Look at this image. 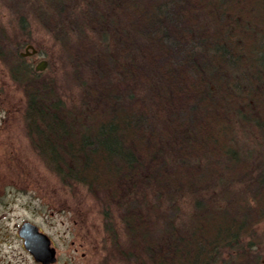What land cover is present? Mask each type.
Instances as JSON below:
<instances>
[{"label":"trees","instance_id":"trees-1","mask_svg":"<svg viewBox=\"0 0 264 264\" xmlns=\"http://www.w3.org/2000/svg\"><path fill=\"white\" fill-rule=\"evenodd\" d=\"M104 4L90 27L113 29L117 53L78 40L77 70L88 78L78 76L82 109L29 72L36 148L63 182L121 206L126 250L137 258L257 264L251 249L264 224V162L245 152L230 114L264 132V0ZM186 195L193 206L182 221Z\"/></svg>","mask_w":264,"mask_h":264},{"label":"rangeland","instance_id":"rangeland-1","mask_svg":"<svg viewBox=\"0 0 264 264\" xmlns=\"http://www.w3.org/2000/svg\"><path fill=\"white\" fill-rule=\"evenodd\" d=\"M105 11L104 0H0V55L14 54L15 68L20 70L15 73L13 85L6 87L5 103L12 112L0 129V180H11L14 185L24 187V193L13 206L14 217L34 220L47 233L62 239L57 244L63 256L73 249L71 241L82 243L83 247L76 254L71 253L76 264H151L126 250L130 239L121 222V206L102 193H90L81 184L63 182L45 155L36 148L29 131L26 81L30 76L18 67L21 63L17 59L19 53L25 54V46L30 44L35 55L22 62L31 65L32 69L45 62L44 69L35 72L34 77L53 86L65 105L78 111L83 108L82 83L78 78L83 70H77L75 62L79 53L78 40H91L101 50L117 53L116 40L119 38L113 29L98 31L90 27L92 21ZM200 18L201 24L207 27V20ZM65 42L70 49H66ZM1 63L0 60L3 78L7 68ZM80 77L87 82L86 75ZM135 89L136 93L144 92L139 86ZM230 117L245 152L264 162V132L252 122L241 124L236 114H230ZM171 156L172 153L166 150L167 160L173 162ZM142 193L139 191L138 197H143ZM148 194L145 198L152 202ZM192 206L193 199L184 196L179 205V220L188 218ZM251 251L257 264H264L263 223L256 227L255 245ZM81 252H85L84 258L80 257Z\"/></svg>","mask_w":264,"mask_h":264},{"label":"flooded vegetation","instance_id":"flooded-vegetation-1","mask_svg":"<svg viewBox=\"0 0 264 264\" xmlns=\"http://www.w3.org/2000/svg\"><path fill=\"white\" fill-rule=\"evenodd\" d=\"M10 4L8 3V6ZM8 6H5L8 8ZM1 35V32H0ZM27 44L25 46V54L19 53L17 59L21 60L20 67L24 74H29L31 65L22 62L26 57H32L35 53L32 52ZM2 66H6L4 77L0 76V129L4 123L9 120L11 110L8 108L6 99V87L13 85L15 80V73L20 72L15 68L14 54L0 55ZM36 67V66H35ZM32 69L34 72H37ZM21 186L14 185L13 181L0 180V264H76V258L71 254L77 253L83 247L82 243L71 241L70 245L73 249L66 252L63 256L59 250L58 242L61 243L62 239L55 238L56 235L47 233L46 229L41 224L34 220L27 218L14 217L13 206L23 194ZM25 224H30L36 227V231L29 229L30 232H36L34 236L27 243L24 236L22 227ZM45 225V220H42ZM78 246V248H77ZM80 257H85V252L80 253Z\"/></svg>","mask_w":264,"mask_h":264},{"label":"water","instance_id":"water-1","mask_svg":"<svg viewBox=\"0 0 264 264\" xmlns=\"http://www.w3.org/2000/svg\"><path fill=\"white\" fill-rule=\"evenodd\" d=\"M28 48H30L32 50L33 53H35V49L32 46H28ZM45 62H40L39 64L36 65L35 70L36 71H42L45 67ZM33 229V230H37L35 226L30 225V224H25L22 229L24 230V236L25 238L28 240L27 243L30 241V239L32 238V236H34L36 234V232H30L29 229Z\"/></svg>","mask_w":264,"mask_h":264}]
</instances>
